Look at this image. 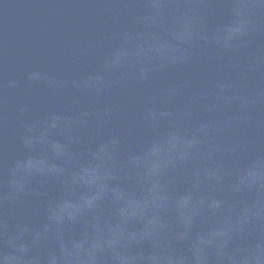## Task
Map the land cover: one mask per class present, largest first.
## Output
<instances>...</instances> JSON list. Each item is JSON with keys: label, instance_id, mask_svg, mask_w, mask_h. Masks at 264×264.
I'll return each mask as SVG.
<instances>
[{"label": "water", "instance_id": "obj_1", "mask_svg": "<svg viewBox=\"0 0 264 264\" xmlns=\"http://www.w3.org/2000/svg\"><path fill=\"white\" fill-rule=\"evenodd\" d=\"M261 173L264 0H0V232L39 264L222 253L256 210L229 185ZM259 243L264 221L234 246Z\"/></svg>", "mask_w": 264, "mask_h": 264}, {"label": "clouds", "instance_id": "obj_2", "mask_svg": "<svg viewBox=\"0 0 264 264\" xmlns=\"http://www.w3.org/2000/svg\"><path fill=\"white\" fill-rule=\"evenodd\" d=\"M12 179L9 180V200L19 199V193L15 188L14 174L11 173ZM261 180L259 184H242L239 180L235 184H230L228 191L233 196H241L248 193L254 197L255 209L247 215H244L239 224L233 229V235L226 241H223L221 247L224 249L222 253L213 251H202L200 255L191 253V249L181 251L179 254L166 253L163 257L164 264H264V243L256 244L254 248H241L234 246L235 241L243 240L250 226L254 221H264V173H261ZM126 178L130 181L139 182L144 181L148 184H159L162 191L168 189V185L175 181V177H167L161 175L153 177L147 173H142L139 170L129 168L126 172ZM198 174H193L189 178L191 185L188 190L191 207L188 209V215L191 216L193 223L196 218L204 211L200 206L202 200L195 195L199 192ZM239 203V201H238ZM241 211H247V202H243ZM6 227V225H5ZM27 228L17 230L13 234L7 231L0 232V264H39L38 255H30L33 245L36 243L32 241L29 243L25 239L24 233ZM116 257L112 255L111 259ZM58 264H85L82 257H64L58 258ZM94 264H105L100 257L94 258Z\"/></svg>", "mask_w": 264, "mask_h": 264}]
</instances>
